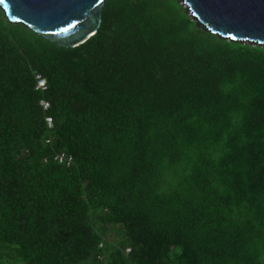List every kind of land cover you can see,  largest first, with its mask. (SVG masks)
I'll return each mask as SVG.
<instances>
[{
  "label": "trees",
  "instance_id": "16d2710c",
  "mask_svg": "<svg viewBox=\"0 0 264 264\" xmlns=\"http://www.w3.org/2000/svg\"><path fill=\"white\" fill-rule=\"evenodd\" d=\"M0 264H264V48L178 0H106L74 48L0 13Z\"/></svg>",
  "mask_w": 264,
  "mask_h": 264
},
{
  "label": "water",
  "instance_id": "95a60500",
  "mask_svg": "<svg viewBox=\"0 0 264 264\" xmlns=\"http://www.w3.org/2000/svg\"><path fill=\"white\" fill-rule=\"evenodd\" d=\"M106 0H3L0 11L63 48L94 36L103 22ZM196 26L229 42L264 48V0H178ZM235 37V39H233Z\"/></svg>",
  "mask_w": 264,
  "mask_h": 264
},
{
  "label": "built area",
  "instance_id": "2783aa9c",
  "mask_svg": "<svg viewBox=\"0 0 264 264\" xmlns=\"http://www.w3.org/2000/svg\"><path fill=\"white\" fill-rule=\"evenodd\" d=\"M35 79H36L35 90L36 91H40V92H45L47 90V88H48L47 79L40 73H36L35 74ZM40 105H41V107L43 108L44 111H47V110H49L51 108L50 102L45 100V99H42L40 101ZM46 121H47L48 127L50 129H52L53 126H54L53 118L48 116V117H46ZM51 142H52L51 138H48L46 140V144H51ZM51 160L53 162L59 164V165L65 166L66 168H71L73 166V164H74V156L72 154H69L66 151H60V152L55 153L52 157L45 158L44 162L48 163ZM106 211L107 210H105V212ZM103 247H104V242H101L99 244V248L102 249ZM130 252H131V248H126L125 249V253L126 254H129ZM97 259L100 260V261H103L104 260L103 254L98 253L97 254Z\"/></svg>",
  "mask_w": 264,
  "mask_h": 264
},
{
  "label": "rangeland",
  "instance_id": "374dc122",
  "mask_svg": "<svg viewBox=\"0 0 264 264\" xmlns=\"http://www.w3.org/2000/svg\"><path fill=\"white\" fill-rule=\"evenodd\" d=\"M0 13L2 14L1 11H0ZM3 17H4V15H3ZM121 237H122V233L118 229L112 228V229L107 231V238L111 241V243L113 245L116 244L119 240H121Z\"/></svg>",
  "mask_w": 264,
  "mask_h": 264
},
{
  "label": "snow or ice",
  "instance_id": "6c2138e0",
  "mask_svg": "<svg viewBox=\"0 0 264 264\" xmlns=\"http://www.w3.org/2000/svg\"><path fill=\"white\" fill-rule=\"evenodd\" d=\"M3 2V0H0V3H2ZM233 39H235V37H233Z\"/></svg>",
  "mask_w": 264,
  "mask_h": 264
}]
</instances>
